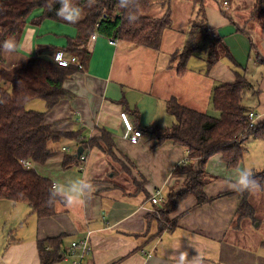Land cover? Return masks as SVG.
Returning <instances> with one entry per match:
<instances>
[{
	"label": "crops",
	"instance_id": "crops-1",
	"mask_svg": "<svg viewBox=\"0 0 264 264\" xmlns=\"http://www.w3.org/2000/svg\"><path fill=\"white\" fill-rule=\"evenodd\" d=\"M254 2L233 0L225 7L224 0H207L211 34L228 51L208 71L206 54L212 36L202 31L196 35L200 49L191 57L188 69L178 73L175 55L190 40L191 24L199 9L187 0H175L174 30L164 36L170 43L158 53L126 47L130 55H119V41L117 46L104 37L92 41L87 67L64 84L73 97L60 101L50 111L46 105L40 109L47 111L46 122L56 123L59 131H81V137L86 139L98 136L100 130L107 131L118 160L101 148H83L86 161L68 170L63 167L64 155H75L83 146L68 139L55 143L57 147L50 144L60 154L40 166L38 172L49 178L43 169L51 167L52 171L57 164L62 175L59 180L49 178L52 182L70 183L72 179L88 177L95 191L90 199L71 207L58 202L56 214L43 218L32 212L26 200H0V264H42L38 243L57 238H61L58 264H72L64 261L70 244L89 232L92 255L85 264H181V252L187 253L183 264H189L198 254L203 264H264V241L250 228L249 219L238 221L242 197L229 187V180L242 168L243 161L229 169L220 155L211 157L205 171L214 179L205 187V193L213 200L197 205L191 196L183 201L171 215L175 228L157 239L151 237L158 234L160 223L150 218L156 208L149 201L156 190L182 188L185 181V176L175 175L174 169L187 160L186 149L172 140L159 143L152 138L153 129L169 128L175 122L167 110L168 100L176 98L188 108L207 113L216 83L232 84L240 72L254 85L256 93L251 94L258 95V106L250 111H255L260 120L264 118V65L258 62L264 59V29L252 22L250 31L238 30L245 31L251 24L248 17ZM180 11L182 16L177 18ZM152 12L162 17L165 8L158 5ZM76 34L75 27L51 20L40 26L28 25L16 51L5 55L4 62L13 67L35 56L52 60L53 54L64 50L69 38ZM199 53L201 57L197 58L206 63L204 69L191 66L192 58ZM253 53L257 56L254 61ZM133 58L139 64L130 61ZM252 68L256 84L250 80ZM122 112L129 115L136 129L143 131L138 144L127 139L120 119ZM63 147L69 152H64ZM121 162L129 172L122 169Z\"/></svg>",
	"mask_w": 264,
	"mask_h": 264
},
{
	"label": "trees",
	"instance_id": "trees-1",
	"mask_svg": "<svg viewBox=\"0 0 264 264\" xmlns=\"http://www.w3.org/2000/svg\"><path fill=\"white\" fill-rule=\"evenodd\" d=\"M171 1L138 0L134 11L139 19L129 23L118 0H95L91 7H88V0H78L77 4L83 8L85 15L79 22L71 24L56 15L59 4L55 0H0V42L14 39L17 48L26 26H40L46 20L61 22L77 30L76 37L69 38L64 50L79 60V66L62 67L51 59L35 56L11 67L6 65L5 54L0 51V200H26L38 217L54 216L57 203L63 199L54 197L50 201L53 182L37 169L60 154L49 145L63 139L76 140L84 149L101 148L113 160H118L107 131L100 130L98 136L89 140L84 137L79 139L81 131H59L56 123L46 122V114L60 101L73 97L64 84L74 73L87 67L92 55L91 43L97 37L159 52L166 32L174 29ZM187 1L199 9L191 24L190 40L175 55L179 61L177 69L180 75L188 69L191 57L200 49L196 35L202 31L208 32L211 28L206 16L207 0ZM225 1L229 4L233 0ZM254 3L251 20L264 29V0H255ZM158 4L165 8L162 17L154 16L152 12ZM238 30L245 33L240 28ZM93 36L96 38L93 39ZM224 51L228 54L226 48ZM206 55L208 71L219 62L221 52L211 44ZM258 62L264 65V59H258ZM248 92L254 93L255 87L240 72L234 83L216 86L212 106L219 112V117L188 108L176 98L167 101L168 113L174 117L175 122L169 128L153 129L152 138L159 143L172 140L186 149L187 160L174 169V174L185 176V181L182 188L175 186L165 192L166 200L161 206L153 205L156 212L150 218L158 220L160 228L151 239H157L163 232L175 228L176 221L171 219V215L189 197H195L197 205L213 200L205 193V187L214 179L205 171L211 157L220 155L229 169L236 168L248 152L251 139L264 141V118L250 126L248 116L251 109L243 104ZM38 99L46 103V112L28 110L27 105ZM76 154L64 155L65 169L78 164ZM22 160L30 161L33 167L24 168ZM254 174L264 184V170ZM237 193L242 197L238 221L252 219V211L247 210L251 192ZM60 244L61 238L38 243L42 264L60 262L57 253Z\"/></svg>",
	"mask_w": 264,
	"mask_h": 264
},
{
	"label": "clouds",
	"instance_id": "clouds-1",
	"mask_svg": "<svg viewBox=\"0 0 264 264\" xmlns=\"http://www.w3.org/2000/svg\"><path fill=\"white\" fill-rule=\"evenodd\" d=\"M59 4L56 9V15L65 22L75 24L84 18V10L74 0H55ZM95 0H88V7H91ZM119 7L125 10V19L129 23L138 21L139 17L135 14V8L138 0H118ZM51 10V9H50ZM16 50V42L14 39H6L0 42V51L6 56H10ZM229 187L239 192H260L264 191V184L257 178L251 167L244 166L239 169L234 177L229 180ZM95 191V186L88 177L75 178L70 183L57 182L54 184L50 194V201L54 197L63 199L69 207L76 203H84L86 199H90ZM186 252H181L180 261L183 264L186 258ZM189 264H203L198 254L193 257Z\"/></svg>",
	"mask_w": 264,
	"mask_h": 264
},
{
	"label": "rangeland",
	"instance_id": "rangeland-1",
	"mask_svg": "<svg viewBox=\"0 0 264 264\" xmlns=\"http://www.w3.org/2000/svg\"><path fill=\"white\" fill-rule=\"evenodd\" d=\"M179 1L180 0H176L177 3ZM74 2L77 3L78 0H74ZM174 4H175V0H172L171 3H170V6L174 7ZM158 5H156V6H158ZM249 15L250 16L248 17V22H250L251 24L249 25V27H247V29L244 27L246 29L245 32H248V31L251 30L249 28L252 27L251 26V25H253L252 22H254V21L251 20V13ZM181 16H182V12L180 11V12L177 13V18L181 17ZM173 30H168L167 32L173 31ZM202 33H205V34H209L210 33V36H212L210 29H209L208 32L207 31H203ZM199 35H201V34H199ZM202 36L205 37L204 34H202ZM212 37H213V39H211L209 48L207 47V51L210 49V46L212 44L213 47H215L216 49H218L221 52V55H220L221 57L225 56V51L223 49V45H221V43L219 41H215L214 42L215 39L217 40L216 36H212ZM167 39L169 40V38H167ZM169 43H170V41H169ZM169 43H167L166 40H164L162 47L166 48L167 45H169ZM172 44H171V46L173 48H175L174 42H172ZM126 47L127 48H131L132 47L131 48L132 51H137V50L143 49V48H140V47H137V46H133V45H130L128 43L120 41L119 55H121V54L130 55L131 52H130V50H127ZM145 51L151 52V50H145ZM152 52L158 53L156 51H152ZM135 53H136V55H138L137 52H135ZM252 56H253L252 57L253 61H254V59H257V56H255V53H253ZM197 57H201V54L199 53V54L196 55L195 58H192L191 66H195L197 69H200V68L204 69V67L206 66V63L202 62V60L200 58H197ZM130 61H134V62H137V64H139L138 60L136 58H133ZM137 64H135V66H134L135 71H138V69L136 68ZM177 67H179V62H177ZM127 68L130 69V66H129L128 63H127ZM254 74H255V71L252 68V70L250 72V80H252V82L254 84H256V82H257L256 80L257 79H254V81H253V75ZM220 84L221 83L217 82L215 86H218ZM256 99H258V95L257 94H251V92H248L246 97L244 98L243 104L246 107H248V108L256 109V106H258V104L255 103ZM45 105L46 104L44 103V101L38 99V100H33L31 103H29L27 105V108H28V110H31V111L43 112V111H41L40 106L42 108ZM206 110H207L206 112L209 115H211V116H214V117H219L220 116L219 112L216 111L211 104L209 105V107ZM258 120H260V118ZM89 139H91V137H89V138L87 137V140H89ZM60 144H62V143H60ZM55 146H56V144H55ZM248 147H249V151L244 156L243 162L241 163L242 167H244V166L251 167L253 169L254 173L262 172L264 170V142H262V141L260 142L259 140H252L251 142L250 141L248 142ZM120 164L122 166V169L124 168L123 170L125 172H129V168L125 166L126 165L125 163H124L125 165L123 163H120ZM51 169H52L51 167H46L43 170H47V176H49V178L59 180V176H61L62 173H58L57 164L54 166L52 171H50ZM72 169H73V172H78L76 170V168H72ZM249 204H250V206L247 208V210H251L252 213H253V218L249 219L250 228L257 235H259L258 238H259L260 241L261 240L264 241V191L255 192V193L251 192V194L249 195ZM247 220L248 219L246 218L245 221H247ZM262 252H264V251H262Z\"/></svg>",
	"mask_w": 264,
	"mask_h": 264
},
{
	"label": "built area",
	"instance_id": "built-area-1",
	"mask_svg": "<svg viewBox=\"0 0 264 264\" xmlns=\"http://www.w3.org/2000/svg\"><path fill=\"white\" fill-rule=\"evenodd\" d=\"M223 5L225 7H228V3L226 1L223 3ZM95 38L96 37L93 36V39ZM110 42L115 46L118 45V41L116 40L110 39ZM52 60L56 64L62 67H68L70 65L79 66L78 58L73 55H68L65 50L56 51L52 56ZM248 118L250 121V126H253V124L259 119V116L254 111H251L249 113ZM120 119H121V123L123 125L127 139L132 144H138L144 136L143 131L140 129H136L134 127L127 113L122 112L120 114ZM82 138L83 137L80 136L79 139H82ZM69 150H70L69 148L63 147L64 152L68 153ZM79 161L81 162L86 161V155L84 153L80 156ZM21 165L26 169L33 167V164L28 160H22ZM54 184L56 183L55 182L52 183V188ZM165 200H166V196H165V191L163 189L156 190L154 194L151 196V198L149 199L150 203L155 206H161L165 202ZM90 236H91V232H89L85 238L72 242L70 244L68 252L66 253L64 257V261L68 263H72V264H85L87 258L90 255H92V246L90 243Z\"/></svg>",
	"mask_w": 264,
	"mask_h": 264
},
{
	"label": "water",
	"instance_id": "water-1",
	"mask_svg": "<svg viewBox=\"0 0 264 264\" xmlns=\"http://www.w3.org/2000/svg\"><path fill=\"white\" fill-rule=\"evenodd\" d=\"M83 151H84V149H83V147H80L79 149H78V151H77V157H78V159L80 158V156L83 154Z\"/></svg>",
	"mask_w": 264,
	"mask_h": 264
}]
</instances>
